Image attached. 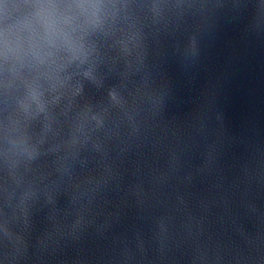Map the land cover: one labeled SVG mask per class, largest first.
<instances>
[{
  "label": "water",
  "instance_id": "1",
  "mask_svg": "<svg viewBox=\"0 0 264 264\" xmlns=\"http://www.w3.org/2000/svg\"><path fill=\"white\" fill-rule=\"evenodd\" d=\"M0 264H264V0H0Z\"/></svg>",
  "mask_w": 264,
  "mask_h": 264
}]
</instances>
